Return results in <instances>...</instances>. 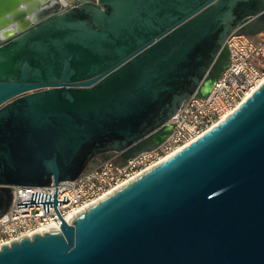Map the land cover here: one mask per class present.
Listing matches in <instances>:
<instances>
[{
	"label": "water",
	"instance_id": "1",
	"mask_svg": "<svg viewBox=\"0 0 264 264\" xmlns=\"http://www.w3.org/2000/svg\"><path fill=\"white\" fill-rule=\"evenodd\" d=\"M264 30V0H0V217L13 185L158 147ZM101 156V159H99ZM0 264H264V84L235 112Z\"/></svg>",
	"mask_w": 264,
	"mask_h": 264
},
{
	"label": "built area",
	"instance_id": "2",
	"mask_svg": "<svg viewBox=\"0 0 264 264\" xmlns=\"http://www.w3.org/2000/svg\"><path fill=\"white\" fill-rule=\"evenodd\" d=\"M229 64L206 97L185 99L169 120L172 130L155 149L144 151L120 166L103 160L73 180L49 185H13L9 210L0 217V249L35 233L60 230L62 219L72 220L89 206L104 199L159 165L183 147L233 114L264 84V31L257 35L232 32L226 39Z\"/></svg>",
	"mask_w": 264,
	"mask_h": 264
},
{
	"label": "flooded vegetation",
	"instance_id": "3",
	"mask_svg": "<svg viewBox=\"0 0 264 264\" xmlns=\"http://www.w3.org/2000/svg\"><path fill=\"white\" fill-rule=\"evenodd\" d=\"M59 1L63 2L65 6H73L75 4L80 3L83 0H59ZM114 156L118 157L119 153H115ZM99 159H101V156H99Z\"/></svg>",
	"mask_w": 264,
	"mask_h": 264
},
{
	"label": "bare ground",
	"instance_id": "4",
	"mask_svg": "<svg viewBox=\"0 0 264 264\" xmlns=\"http://www.w3.org/2000/svg\"><path fill=\"white\" fill-rule=\"evenodd\" d=\"M122 186H119V187H117V188H114L113 190H111L109 193H107L106 195H105V197H107V196H109L110 194H112L113 192H115L117 189H119V188H121ZM104 197V198H105ZM55 230H57V229H55Z\"/></svg>",
	"mask_w": 264,
	"mask_h": 264
},
{
	"label": "rangeland",
	"instance_id": "5",
	"mask_svg": "<svg viewBox=\"0 0 264 264\" xmlns=\"http://www.w3.org/2000/svg\"><path fill=\"white\" fill-rule=\"evenodd\" d=\"M264 31V30H263Z\"/></svg>",
	"mask_w": 264,
	"mask_h": 264
}]
</instances>
